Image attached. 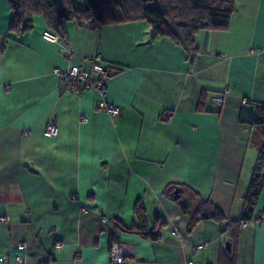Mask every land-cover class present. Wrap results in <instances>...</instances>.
<instances>
[{
  "label": "crops",
  "instance_id": "crops-1",
  "mask_svg": "<svg viewBox=\"0 0 264 264\" xmlns=\"http://www.w3.org/2000/svg\"><path fill=\"white\" fill-rule=\"evenodd\" d=\"M11 18L0 0V264H109L111 241L131 247L127 264H264V224L237 221L257 155L250 120L264 104V0H233L225 29L193 35V55L142 20H69L54 43L41 15L21 32ZM95 54L116 70L104 93L121 107L114 118L97 110L99 91L74 93L59 76ZM205 200L225 219L189 227L181 206ZM137 206L156 238L126 230L140 226Z\"/></svg>",
  "mask_w": 264,
  "mask_h": 264
},
{
  "label": "trees",
  "instance_id": "trees-1",
  "mask_svg": "<svg viewBox=\"0 0 264 264\" xmlns=\"http://www.w3.org/2000/svg\"><path fill=\"white\" fill-rule=\"evenodd\" d=\"M9 4L12 10L9 29L15 32L30 29L33 15H41L52 32L61 38H66L64 23L69 20L79 24L87 21L93 27L142 20L151 27L153 38L168 36L193 55L196 52L193 35L204 29H225L233 0H163V3H155V0H81L80 3L76 0H9ZM202 100L201 97L198 109H202ZM250 126L253 128L250 141L256 147L257 155L238 223L264 214L253 216L254 204L264 183V104L255 106ZM185 208L181 206L182 212L187 214L189 227L200 219L217 222L225 219L223 213L207 200L199 202L190 214ZM140 209V206L135 207L140 226L126 230L156 238L151 231H145Z\"/></svg>",
  "mask_w": 264,
  "mask_h": 264
},
{
  "label": "built area",
  "instance_id": "built-area-1",
  "mask_svg": "<svg viewBox=\"0 0 264 264\" xmlns=\"http://www.w3.org/2000/svg\"><path fill=\"white\" fill-rule=\"evenodd\" d=\"M87 23V21H84ZM42 37L48 41L57 43L59 41V36L49 30H44L42 32ZM101 57L98 54H95L91 58V66L88 69H84L79 66H69L65 70L59 72V76L63 81L66 89L72 91L74 93H78L84 89H93L99 91L102 98L96 102L97 110L104 111L111 117H117L121 113V107L117 104L106 102L104 99L105 93V81L106 79L113 74L116 70L113 68H109L101 62ZM223 95H215L211 97V102L220 106L223 103ZM162 119H165V116L162 115ZM84 121V119H82ZM43 134L47 137L54 136L56 134V127L53 123L46 125L44 128ZM80 211L82 213L86 212L84 207H81ZM4 217H0V221H4ZM104 220V219H103ZM261 223L264 224V214H260L257 218ZM239 224L241 226H246V221H240ZM174 233H176L174 231ZM202 244H198L194 247L195 251H198L202 248ZM16 248L20 251L25 249L24 243H18ZM109 264H127L129 256L132 255V249L129 245L119 242V241H111L108 249ZM7 256L3 255L0 257L1 262L7 261ZM14 260L16 262L21 261V255L16 254L14 256ZM187 264H191L188 262Z\"/></svg>",
  "mask_w": 264,
  "mask_h": 264
},
{
  "label": "rangeland",
  "instance_id": "rangeland-1",
  "mask_svg": "<svg viewBox=\"0 0 264 264\" xmlns=\"http://www.w3.org/2000/svg\"><path fill=\"white\" fill-rule=\"evenodd\" d=\"M79 1V0H77ZM155 3H163V0H155Z\"/></svg>",
  "mask_w": 264,
  "mask_h": 264
},
{
  "label": "water",
  "instance_id": "water-1",
  "mask_svg": "<svg viewBox=\"0 0 264 264\" xmlns=\"http://www.w3.org/2000/svg\"><path fill=\"white\" fill-rule=\"evenodd\" d=\"M262 175H264V173H262ZM176 192V191H175Z\"/></svg>",
  "mask_w": 264,
  "mask_h": 264
}]
</instances>
